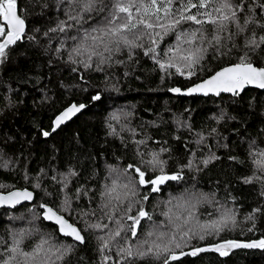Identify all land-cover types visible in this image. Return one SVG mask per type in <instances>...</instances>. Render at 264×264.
Masks as SVG:
<instances>
[{"label":"trees","instance_id":"1","mask_svg":"<svg viewBox=\"0 0 264 264\" xmlns=\"http://www.w3.org/2000/svg\"><path fill=\"white\" fill-rule=\"evenodd\" d=\"M250 3L251 0H245L241 22L251 14L247 11ZM260 3L264 0H257L255 5L258 23L250 26L247 35H252L253 30L257 36L264 35L259 27L264 24V9L259 7ZM70 7L73 6L58 3V0H18V14L26 20V32L0 62V185H4L0 191L26 187L34 192V199L13 208L0 207V238L11 247L13 235L21 229L35 227L59 243L73 244L72 239L58 233L54 224L43 220L39 205L46 203L60 210V214L79 229H86V224L99 220V212L95 217L92 213L104 203L100 193L109 180V168L123 171L128 164H135L145 170L147 166L141 161L151 159L152 153H159V158L166 162L164 171L179 172L183 179L167 181L160 192L151 193L149 200L143 203L154 221L167 222L160 212L169 208L163 206L165 200L193 186L207 198L195 209L199 221L219 219L225 209L233 210L236 221L235 225L229 223L224 231L204 240L192 239L175 252L221 240L264 239L261 184L243 182V178L254 172L260 175L249 156V144L256 142L252 151L264 150V90L247 87L238 96L182 95L170 91L173 87L186 88L218 68L237 62L240 53L233 51L230 57L217 59L209 50L202 61L204 70L198 67L197 75L190 79L176 73L174 68L167 73L160 70L143 50H137L132 59L127 50L115 53L109 64L101 65L102 70H97L95 62L85 69L82 63L69 60L70 55L76 60L86 59L72 51L80 40L73 42L67 38L77 34L75 29H69L67 34L44 35L66 20ZM94 23L98 20L88 21L84 28ZM174 42V35L161 42L162 61H167L164 52ZM252 60L264 66V50L252 54ZM96 95L100 96L99 100L92 99ZM70 102L83 103L86 107L54 132L50 131L54 115ZM113 115L119 119L113 120ZM113 129L114 134H110ZM43 131L50 135L45 137ZM161 149L166 151L161 152ZM212 155L218 159L205 166L202 161ZM189 161L191 168L181 167ZM69 169L76 175L65 180ZM155 174L158 175L159 170ZM133 175L135 173L129 170V178ZM152 175L148 169V177ZM37 183L40 187H35ZM77 189L87 194H80ZM138 191L136 199L142 200L150 187L139 186ZM65 199L70 202V208L65 207ZM253 209H260L254 213L255 219H246ZM34 216L39 218L34 220ZM102 222L110 225L109 230L115 228L112 221L104 219ZM197 222L194 220L191 226L198 231ZM142 224L139 239L121 242L120 246L131 244L136 251V246L146 238L145 230L151 227L150 222L142 221ZM103 234L83 231L85 243H76L72 252L58 264H100L96 236ZM37 242L38 237L25 239L21 247L30 251ZM2 248L0 245V250ZM104 254L111 257L107 264H117L115 248L105 250ZM135 264L162 262L145 258L136 260ZM170 264H264V249L236 248L226 256L206 251L196 256H181Z\"/></svg>","mask_w":264,"mask_h":264},{"label":"snow or ice","instance_id":"2","mask_svg":"<svg viewBox=\"0 0 264 264\" xmlns=\"http://www.w3.org/2000/svg\"><path fill=\"white\" fill-rule=\"evenodd\" d=\"M58 3H69L73 7H70L66 13V20L60 21L55 28H50L44 35L67 34L69 29H75L77 34L67 38L73 42L80 40L79 46L72 51L77 56H86V59L76 60L70 55L69 60L72 63H82L85 69L91 68L95 62L97 70H102L101 65L109 64L115 53L127 50L129 59H132L137 50H143V54L152 59L160 70L167 73L169 69L174 68L176 73L181 76L186 75L190 79L197 75L198 67L200 71L204 70L202 61L209 50H212L213 57L217 59L230 57L233 51H237L240 53L236 58L237 62L229 63L214 74H210L207 79L188 88L185 94L220 95L221 92H226L238 96L247 85L264 89V66H259L252 60V54L264 50V35L257 36L254 30L252 35H247L250 26L258 23L255 18L257 0H251L247 5V11L251 14L245 16L243 22L240 14L245 11V0L238 2L236 0H58ZM259 7L264 9V3H260ZM72 12L76 14L73 15ZM97 20L98 23H94L92 27L84 28V24L88 21ZM0 21H2L0 22V62H2L7 58V50L22 40L26 32V20L18 14V0H0ZM185 25L188 27H184ZM259 27L264 30V24ZM36 31L38 32L39 29ZM169 35L175 36V42L164 52L167 61H162L159 46ZM239 40L243 43H239ZM170 91L180 93L182 90L172 88ZM92 99L99 100L100 96H93ZM85 107L84 104L69 105L55 117L52 131L54 132ZM112 119L118 120L119 117L113 115ZM114 131L113 129L110 134H114ZM42 134L45 137L50 135L48 131H43ZM136 143L142 144L144 141ZM255 143L251 141L249 144V156L260 175L254 172L252 176L243 178V182L245 184L259 182L260 195L264 196V150L252 151ZM163 151L166 149H161V152ZM214 159L218 157L209 156L202 163L207 166ZM141 163L147 166L145 170L135 164H128L123 171L109 168L110 183H106L100 193L104 203L92 213L95 217L99 212V220L86 224V229H79L69 223L60 214V210H54L46 204L40 205L43 209L40 214L43 220L54 222L58 226L59 233L71 237L73 244L59 243L51 235L44 234L35 227L21 229L17 235L12 236L11 247L0 238V245H3L0 250V264H58L72 252L76 243H85L82 232L86 230L104 233L96 236L99 242L98 250L101 253L100 264H107L111 259L109 255L104 254L105 250L110 248H115L117 251V264L121 262L135 264L136 260L145 258L170 264V261H177L180 256H196L206 251H215L220 256H226L233 248L264 249V239L248 243L226 240L210 247L194 248L189 253L180 251L177 255L174 250L187 246L192 239L204 240L207 236L224 231L229 223L235 225V215L232 209H225L218 220H210L203 224L197 222L198 231L194 229L191 222L196 216L195 209L198 204L206 202L207 198L203 193L197 192L193 186L170 197L167 204L172 207L162 213L167 218V222L158 224L153 220V215L145 210L143 203L149 200L151 193L160 192L161 186L167 181H181L183 177L179 172L166 173L164 171L166 162L159 158V153H152L151 159L142 160ZM181 167L191 168L192 162L189 161L187 165ZM148 169L153 173L151 178L148 177ZM129 170L135 173L131 178H129ZM157 170H159L158 175L155 174ZM75 175L76 173L69 169L64 179L67 180ZM139 186L150 187V192L143 195L142 200L136 199ZM3 187L4 185H0V188ZM35 187H40L39 183ZM64 187H67V184ZM77 192L87 194L81 189H77ZM32 199L33 193L27 189L10 191L7 195H0V205L14 206L21 201ZM120 205H123V208L119 207ZM65 207H71L67 199H65ZM259 211L260 209H253V213H250L246 219L254 220V213ZM83 215L87 216L88 213ZM37 218L39 217L34 216L33 219ZM104 219L112 221L115 228L109 230L110 225L102 222ZM129 221L131 223H128ZM142 221L150 222L151 230L136 246L137 250L133 251L131 244L127 247L120 246L121 242L139 239V230L143 228ZM164 228L169 230L165 231ZM34 237H38V242L30 251H25L21 247L24 240Z\"/></svg>","mask_w":264,"mask_h":264},{"label":"water","instance_id":"3","mask_svg":"<svg viewBox=\"0 0 264 264\" xmlns=\"http://www.w3.org/2000/svg\"><path fill=\"white\" fill-rule=\"evenodd\" d=\"M2 22V21H1ZM227 66V65H226ZM223 67H225V66H223ZM220 68H222V67H220ZM220 68H218L217 70H215V71H218ZM214 71V72H215ZM214 72L213 73H211V74H214ZM209 76V75H208ZM208 76L207 77H205V78H203V79H207L208 78ZM202 79V80H203ZM201 82V80H199V81H197V82H195V83H193V84H191V85H189L188 87H186V88H180L182 91L180 92V93H176V94H182V95H198V96H207V95H204L203 93H193V94H185L186 93V90L188 89V88H190V87H192L194 84H196V83H200ZM247 87H251V88H257V89H260V88H258V87H256V86H254V85H247L245 88H247ZM173 88H179V87H173ZM244 88V89H245ZM260 90H264V89H260ZM172 92V91H171ZM174 93V92H173ZM220 94H231V93H226V92H221ZM208 95H212V96H217V95H215V94H212V93H209ZM73 103H75V102H70V103H68L66 106H64L63 108H61L55 115H54V117L52 118V121H51V128H50V131H52V128H53V121L55 120V117L57 116V115H59L65 108H67L69 105H71V104H73ZM75 104H77V105H79V104H83V103H75ZM78 114V113H77ZM76 114V115H77ZM75 115V116H76ZM75 116H73V117H75ZM72 117V118H73ZM71 118V119H72ZM69 121V120H68ZM68 121H66V122H68ZM65 122V123H66ZM65 123H63V124H65ZM63 124H61V125H63ZM60 125V126H61ZM25 189H27L28 191H31L32 193H33V199H34V192L31 190V189H29V188H26V187H16V188H12V189H9V190H7V191H0V195H7V193L8 192H10V191H16V190H25ZM33 199L32 200H30V201H21L19 204H16V205H14V206H9V205H0V207H6V208H13V207H15V206H18V205H21V204H23V203H31L32 201H33ZM41 204H46V203H41ZM40 204V205H41ZM40 205H39V207H40ZM46 205H48V204H46ZM49 207H51L50 205H48ZM40 209H41V207H40ZM54 209V208H53ZM55 210V209H54ZM43 212V209H41V213ZM64 216V215H63ZM42 217V216H41ZM65 217V216H64ZM65 219H67L66 217H65ZM68 220V219H67ZM44 221H46V220H44ZM46 222H50V223H52V224H54V222H52V221H46ZM68 222L69 223H71V224H73L74 226H76L77 228H78V226L77 225H75L74 223H72V222H70V220H68ZM55 225V224H54ZM55 227H56V229H57V231H58V226H56L55 225ZM58 233H59V231H58ZM60 234V233H59ZM60 235H62V234H60ZM63 236V235H62ZM66 237V236H65ZM70 239H72L71 237H69ZM73 240V239H72ZM228 240H234V241H238V242H241V243H248V242H251V241H254V240H249V241H242V240H235V239H228ZM224 241H226V240H221V241H217V242H213V243H208V244H202V245H199V246H196V247H192V248H189V249H185V250H182L183 252H185V253H189L192 249H194V248H198V247H210L211 245H215V244H218V243H223ZM233 249H236V248H233ZM233 249H231L230 251H232ZM229 251V252H230ZM213 252H215V251H213ZM217 253V252H216ZM176 254L177 255H179V252H176ZM191 256V255H190ZM181 257V256H180ZM179 257V258H180Z\"/></svg>","mask_w":264,"mask_h":264},{"label":"rangeland","instance_id":"4","mask_svg":"<svg viewBox=\"0 0 264 264\" xmlns=\"http://www.w3.org/2000/svg\"><path fill=\"white\" fill-rule=\"evenodd\" d=\"M0 22H1V21H0ZM107 183H110V178H109V180H108ZM104 186H105V185H104ZM137 192H138V194H139V191H138V190H137ZM140 195H141V193H140ZM168 200H169V199H166V200H165V202L163 203V206L172 207V205H168V204H167V201H168ZM173 204H175V201H173ZM173 210L175 211V209H173ZM160 212L163 213V211H160ZM221 215H222V214H221ZM221 215H220V216H221ZM220 216H219V217H220ZM213 218H215V217H213ZM21 220H23V219H21ZM194 220H198V223L203 224V223H205V222H209L210 220H218V219H209L208 221L205 220L204 222H202V221H199L200 219H199L198 216L196 215ZM194 220H193V221H194ZM193 221H192V222H193ZM26 222H27V221H26ZM150 230H151V227H147V229L145 230V232L147 233V232L150 231ZM11 246H12V245H11Z\"/></svg>","mask_w":264,"mask_h":264},{"label":"bare ground","instance_id":"5","mask_svg":"<svg viewBox=\"0 0 264 264\" xmlns=\"http://www.w3.org/2000/svg\"><path fill=\"white\" fill-rule=\"evenodd\" d=\"M174 94V93H173Z\"/></svg>","mask_w":264,"mask_h":264}]
</instances>
